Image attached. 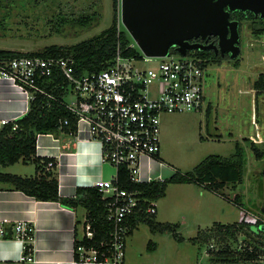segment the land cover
I'll list each match as a JSON object with an SVG mask.
<instances>
[{
	"label": "rangeland",
	"instance_id": "374dc122",
	"mask_svg": "<svg viewBox=\"0 0 264 264\" xmlns=\"http://www.w3.org/2000/svg\"><path fill=\"white\" fill-rule=\"evenodd\" d=\"M94 11L101 17L99 25L91 29L69 27L58 35L48 25V18L55 20L58 13L68 18ZM111 24L112 0H0V50L24 53L50 45L70 46L100 34ZM241 36L236 59L223 61L221 67L220 63L206 67L205 78L211 72L214 79L203 80L202 109L161 116L159 158L167 165L161 172L168 179L174 172L191 173L208 156L228 158L239 144L246 156L242 182L235 188L227 185L218 193L202 182L168 184L165 197L155 202L156 214L137 222L125 238L122 264H210L209 246L216 249L219 244L215 240L206 243L198 234L243 218L254 222L253 216L264 221V159L257 161L251 153L252 145H264V94L258 96L254 90V83L264 74V33L255 36L245 22ZM133 46L140 53L134 42ZM157 62L143 57L136 66L148 70ZM151 164H156L157 170V163ZM140 166L145 180L148 162L143 160ZM0 173L31 177L35 165L18 162L0 167ZM0 187L10 185L0 182ZM236 196L240 203L234 201ZM159 224L174 225L175 232H153L151 226ZM258 229L264 233V223ZM238 244H246L242 235ZM257 264H264V255Z\"/></svg>",
	"mask_w": 264,
	"mask_h": 264
},
{
	"label": "built area",
	"instance_id": "2783aa9c",
	"mask_svg": "<svg viewBox=\"0 0 264 264\" xmlns=\"http://www.w3.org/2000/svg\"><path fill=\"white\" fill-rule=\"evenodd\" d=\"M140 54L142 58L159 62L144 70L136 66L139 60L117 53L108 68L78 75L72 57H0V83H6L23 104L19 117L0 119V129L9 123L13 124V130L16 129L15 121L29 112L31 102L41 94L47 98L48 106L56 103L71 114L75 130L68 137L78 142L97 143L101 163L114 169L111 180L94 186L105 201L106 220L110 226L106 238L96 240V232L85 215L72 258L58 264L123 263L125 238L130 229L127 221L137 212L139 199L136 192L116 186L119 168H125L135 183L163 182L165 179L161 175H148L146 180L140 175L143 160L148 164L157 162L160 168L167 166L158 158L161 116L197 112L203 107V80L205 69L210 65L208 60L177 52H169L165 57ZM50 78L61 79L54 86L59 95L44 88L43 83ZM63 125H68V121ZM46 168H53V163H48ZM146 213L155 214L156 204L151 203ZM252 218L254 222L251 223L260 221L258 217ZM6 223L0 221V239H5ZM11 233V238L22 245L20 261L32 263V250L28 245L33 228L18 221L11 227Z\"/></svg>",
	"mask_w": 264,
	"mask_h": 264
},
{
	"label": "trees",
	"instance_id": "16d2710c",
	"mask_svg": "<svg viewBox=\"0 0 264 264\" xmlns=\"http://www.w3.org/2000/svg\"><path fill=\"white\" fill-rule=\"evenodd\" d=\"M119 15L120 0H112V24L100 34L74 45H50L36 52L23 53L0 50V57H72L75 60V71L78 75L86 72H99L108 68L117 53L125 58L140 60L142 58L141 54L134 48L131 37L120 23ZM100 17L101 15L96 11L68 18L62 17L58 13L55 20L48 18V25H51L54 33L61 35L65 34L69 27L82 31L96 27L100 23ZM250 29L255 36H259L264 33V23H256L250 26ZM170 52L175 53V50L171 49ZM188 54L203 60L206 59L208 62L211 61L210 63H220V58L215 57L213 53L208 51H195ZM58 82H61V79L50 78L43 83L44 88L50 93L59 95V91L54 87ZM254 90L258 96L264 94V74L259 75L254 83ZM65 120L68 121V125H63ZM15 124L17 126L14 130L12 123L4 125L0 129V167L13 166L18 162L23 164L33 163L35 165V176L21 177L0 173V182L9 184L14 190L21 191L38 201L58 202L69 208H83L86 211V218L96 232V240H104L110 226L106 220L105 201L102 199V194L98 188H78L75 197H60L56 173L45 171L50 162L53 163V168H55V161L52 158L36 155L38 136L52 135L55 139H59L60 136H70L74 132L75 124L71 114L56 103H51L48 106L47 98L37 94L30 104L29 112L15 121ZM251 153L257 161L264 159V145L261 147L252 145ZM245 157L244 148L236 144L235 151L230 157L208 156L198 163L191 173L183 175L174 172L172 176L163 182L135 183L131 181L125 168H119L116 186L119 189L136 192L139 199L137 212L127 221L130 225L128 235L137 222L145 221L152 215L146 213V209L151 203L165 197L168 184L202 182L214 193H218L227 185H232L235 188L234 186L241 183L243 179ZM239 199L236 196L234 201L240 203ZM261 224L263 222L251 223L243 218L239 223L215 225L210 230L198 234V238L206 243L215 240L219 244L216 249L209 246V263L257 264L258 260L264 255V233L258 229ZM253 227H255V230ZM151 230L153 232H175V226L159 224L151 226ZM11 235V229L6 230L5 238H11ZM239 235L243 236L245 245L238 244ZM28 247L31 248L30 243Z\"/></svg>",
	"mask_w": 264,
	"mask_h": 264
},
{
	"label": "crops",
	"instance_id": "0c3cea01",
	"mask_svg": "<svg viewBox=\"0 0 264 264\" xmlns=\"http://www.w3.org/2000/svg\"><path fill=\"white\" fill-rule=\"evenodd\" d=\"M22 109L19 97L6 83H0V119L17 118ZM36 155L55 161V168H46L45 171L56 173L59 195L63 198L75 197L78 188L94 187L96 183L109 181L114 176V169L101 163L99 145L95 142H78L68 136L55 139L52 135H40L36 141ZM155 166L148 164L144 176L163 177L161 171L166 167L160 168L157 163L156 170ZM85 215L86 211L81 207L69 208L58 202L38 201L12 187H0V221H7L4 225L6 230L9 231L18 221H24L33 228L30 242L33 262L27 264L69 261L73 256L74 243L81 236ZM21 255L19 241L0 239V264H25L20 261Z\"/></svg>",
	"mask_w": 264,
	"mask_h": 264
},
{
	"label": "water",
	"instance_id": "95a60500",
	"mask_svg": "<svg viewBox=\"0 0 264 264\" xmlns=\"http://www.w3.org/2000/svg\"><path fill=\"white\" fill-rule=\"evenodd\" d=\"M235 11L264 17V0H120L119 17L146 57H165L174 49L182 56L214 50L235 59L240 53L238 22L229 20ZM211 36L217 45L190 42Z\"/></svg>",
	"mask_w": 264,
	"mask_h": 264
},
{
	"label": "flooded vegetation",
	"instance_id": "af4514ba",
	"mask_svg": "<svg viewBox=\"0 0 264 264\" xmlns=\"http://www.w3.org/2000/svg\"><path fill=\"white\" fill-rule=\"evenodd\" d=\"M225 10H227V8H225ZM229 20L238 22L237 32H238V36H239L238 37L239 47L241 45V37H242L241 36V27L245 22L249 23V26H253L256 23H264V17H261L259 14L257 16H255L254 14H252L251 12H248V11L247 12H242V11L229 12ZM190 42L191 43H201V44H204L207 42L208 44L213 43L214 45H217L218 40L216 37L211 36V37L206 38L205 40H202L201 38H197V39L191 40ZM208 52H211V53H213V55L215 57L220 58V67L222 66L223 61L233 60L230 58V54H227V53L221 54V52H219V51L216 53L214 50H210ZM210 73L211 72L208 73L206 78L207 79L209 78V80L211 81L213 76L210 75ZM206 78H205V80H206ZM261 215H263L262 212H261ZM257 222H263L264 223L263 219H261V218H260V221H256L255 223H257Z\"/></svg>",
	"mask_w": 264,
	"mask_h": 264
}]
</instances>
